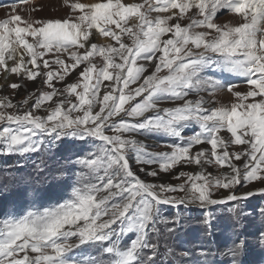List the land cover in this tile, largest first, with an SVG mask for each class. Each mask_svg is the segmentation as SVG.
Segmentation results:
<instances>
[{"label": "snow or ice", "instance_id": "obj_1", "mask_svg": "<svg viewBox=\"0 0 264 264\" xmlns=\"http://www.w3.org/2000/svg\"><path fill=\"white\" fill-rule=\"evenodd\" d=\"M64 4L63 20L14 12L0 21V89L26 93L15 103L0 96V155L50 152L67 139L89 147L67 161L80 170L62 202L0 217V264H240L244 239L215 254L178 248L185 218L162 206L234 202L239 222L250 215L240 202L264 195L250 187L264 185V0ZM225 10L241 22H215ZM11 75L19 82L7 83ZM224 91L235 102L207 106L216 101L204 94ZM155 137L167 140L149 144ZM162 174L178 183L157 182ZM219 189L229 194L213 198ZM213 219L209 210L200 221L208 233Z\"/></svg>", "mask_w": 264, "mask_h": 264}, {"label": "rangeland", "instance_id": "obj_2", "mask_svg": "<svg viewBox=\"0 0 264 264\" xmlns=\"http://www.w3.org/2000/svg\"><path fill=\"white\" fill-rule=\"evenodd\" d=\"M72 2H76V0H69V3ZM79 2L87 3L86 0H79ZM93 2H96V0H92L91 3ZM125 2H140V0H125ZM14 12L19 14L24 20H63L72 14L70 7L64 4V0H26L23 3H17L16 0H0V21L10 18V15ZM187 22V20L182 21L185 24ZM215 22L219 24L225 22L238 24L241 21L239 17L225 10ZM102 39L106 40L105 43L109 42L107 38ZM98 43L103 42L100 41ZM94 62L98 66L102 63L99 57ZM151 70V67H149V72ZM75 75L73 73L67 77V82H74ZM230 80L238 85L234 90L242 93L247 91L248 86L242 83L240 78L232 77ZM15 82H19L18 78L15 75H11L7 83ZM4 83V76L0 73V84ZM36 86L35 82L29 83L28 89L33 90ZM56 86L61 87L62 85L57 83ZM103 91L104 89L102 88ZM25 94L22 89L13 90L8 87L0 89V96H8L13 99L14 103L23 99ZM204 95L209 101H216V103H209L208 107H217L221 104L230 106V103L235 102V98L227 91L216 93L215 96ZM9 111L14 110L9 109ZM37 114L43 115L44 112L41 110ZM225 135L228 134L225 133ZM153 140H157L162 144L167 138L155 137L149 140L148 143H153ZM88 147L89 145L84 142L67 139L50 152L43 151L23 157L18 155H0V217H5L12 212L20 214L25 210H43L44 207L62 202L70 194L71 187L76 179L73 171L80 170L78 166L74 167L68 164L67 161L69 158L74 160L77 156L86 154ZM235 147L238 149L240 146ZM151 150L164 151L167 149L157 147ZM42 161L44 162L43 164L41 163ZM38 165H40L39 168L37 167ZM184 170L196 171L198 169L195 166H190ZM208 171L213 172L214 167H209ZM62 172L63 175H61ZM148 179L151 180V178ZM157 182L178 183V181L165 174H162ZM250 187L253 190H257L260 187H264V185L253 182ZM247 190L248 188H242L240 192ZM228 194L227 190L219 189L215 191L213 198L222 199ZM172 195H183V193H174ZM240 203L244 211L250 213V215L242 216L239 222L235 221L229 212V208L233 207L234 202L211 206L210 209H201L195 205L180 206L179 209H170L169 206L162 207L169 216H174L178 211L185 218L184 227L179 230L175 238V244L178 248H192L198 253L201 250H211L215 254L218 248L227 251V247L231 246L234 239L237 241L244 239L245 247L239 257L240 264H264V244L260 243V235L264 233V215H261L260 212V209L264 208V195H254ZM209 210L214 217L210 233L206 232L204 226L200 223ZM161 227L163 228L164 226L161 225ZM211 258L217 261L226 259L218 255H214Z\"/></svg>", "mask_w": 264, "mask_h": 264}, {"label": "bare ground", "instance_id": "obj_3", "mask_svg": "<svg viewBox=\"0 0 264 264\" xmlns=\"http://www.w3.org/2000/svg\"><path fill=\"white\" fill-rule=\"evenodd\" d=\"M87 1V3H91L92 2V0H86ZM100 41H102L103 43H105V39H102V38H100V37H97V41L96 42H100Z\"/></svg>", "mask_w": 264, "mask_h": 264}]
</instances>
